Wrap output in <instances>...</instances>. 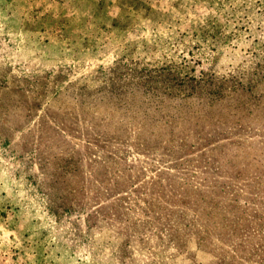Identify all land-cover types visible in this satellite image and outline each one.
<instances>
[{
	"label": "rangeland",
	"instance_id": "obj_1",
	"mask_svg": "<svg viewBox=\"0 0 264 264\" xmlns=\"http://www.w3.org/2000/svg\"><path fill=\"white\" fill-rule=\"evenodd\" d=\"M0 264H264V0H0Z\"/></svg>",
	"mask_w": 264,
	"mask_h": 264
},
{
	"label": "trees",
	"instance_id": "obj_2",
	"mask_svg": "<svg viewBox=\"0 0 264 264\" xmlns=\"http://www.w3.org/2000/svg\"><path fill=\"white\" fill-rule=\"evenodd\" d=\"M157 74L142 77L141 83L137 85H133L131 87H135L136 89L132 91V94L130 98H132L134 101L138 103V100L141 99L137 95L141 92L146 93L145 99H149L152 97H155L156 100H159L158 104L160 105L157 110L156 114L153 115L149 112V110L146 112L147 122H155L160 118H166L172 117V118H179L180 122L186 121L185 115H190L192 118H194L193 111L196 109L197 113L204 112L208 117H202L200 116L199 119L203 121L208 120H215L218 117L222 119L223 117H227L228 119H231L229 116L232 115V112L239 113L240 108H245V110H254L256 107H261L259 105V102L257 101V98H246L245 103L244 102H237L236 100L229 98L228 92L229 89H223L221 88V85H217L219 87V94H217V90L208 89L204 86L201 82H196L197 84L194 86H191L190 93H183L182 85L183 83H179L178 85H171L169 82H163L159 81ZM165 79V78H164ZM176 83L178 82L175 80ZM174 88V89H173ZM151 89V91H149ZM187 91V88H186ZM244 92H248V90H243ZM217 94L215 96V94ZM151 94V95H150ZM200 94V95H199ZM213 94V95H211ZM197 95H199V98H196ZM210 95V96H207ZM189 99V103L184 104L185 101ZM150 100V99H149ZM140 101V100H139ZM170 102H176L177 106L179 108H168V104ZM184 104V105H183ZM176 106V105H174ZM173 107V106H172ZM167 109L168 111H166ZM183 110V115L185 119H182L180 117L181 112ZM248 113H254V112H248ZM201 114V115H205ZM187 120H191L190 118ZM239 122L242 121V117L239 118Z\"/></svg>",
	"mask_w": 264,
	"mask_h": 264
}]
</instances>
